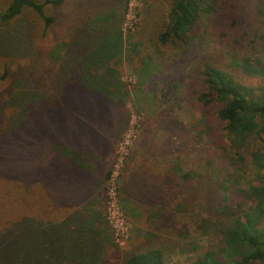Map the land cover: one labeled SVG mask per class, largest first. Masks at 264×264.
<instances>
[{"label":"trees","instance_id":"16d2710c","mask_svg":"<svg viewBox=\"0 0 264 264\" xmlns=\"http://www.w3.org/2000/svg\"><path fill=\"white\" fill-rule=\"evenodd\" d=\"M127 5L0 0V264H264V0H157L158 47L184 53L210 32L227 47L194 62L188 88L221 160L159 161L122 184L148 230L121 248L99 200L127 120L126 64L143 60ZM186 190L207 214L205 247L177 219Z\"/></svg>","mask_w":264,"mask_h":264},{"label":"rangeland","instance_id":"374dc122","mask_svg":"<svg viewBox=\"0 0 264 264\" xmlns=\"http://www.w3.org/2000/svg\"><path fill=\"white\" fill-rule=\"evenodd\" d=\"M134 3L137 9L130 13L127 5L122 30L125 38L132 36V43L139 45L143 64H126L122 79L131 91V99L126 105L127 120L119 126L113 148L101 167L103 177L112 165L115 181H106L102 190L104 202L101 197L99 200L113 239L121 248L128 245L135 233L148 230L144 226L146 214L141 209L140 213L134 206L124 204V211L119 197L122 184L159 161L178 162L183 168L203 170L208 160L215 164L221 160L220 154L200 134L201 116L188 101V88L189 75L197 59L209 52L227 51V47L220 44L211 32L200 37L184 53L158 47L151 35L155 30L157 0H134ZM260 54L264 60V48ZM114 183L118 193L114 200L119 212L118 221L128 229L127 238L120 241L116 240L115 232L107 221L112 202L108 193L110 188H114ZM177 201L183 208L177 213L178 221L186 225L195 244L205 247L206 239L195 229L199 219L207 214L199 202L198 205L192 204L188 190Z\"/></svg>","mask_w":264,"mask_h":264},{"label":"built area","instance_id":"2783aa9c","mask_svg":"<svg viewBox=\"0 0 264 264\" xmlns=\"http://www.w3.org/2000/svg\"><path fill=\"white\" fill-rule=\"evenodd\" d=\"M129 7H128V12L130 13L132 10L137 9V4L134 3V0H129L128 3ZM128 18V16H127ZM115 172L112 173L111 178L109 179V181H115ZM114 188H110L109 190V196L110 199L112 200L111 202V207L109 208V213H108V217H107V221L109 223V225L113 228L114 232H115V236H116V240L120 241L123 238H127L128 236V229L126 230L125 228H123V226L119 223V212L117 207H115L116 201H114L117 197V191H116V187H115V183L113 184ZM126 227V226H125ZM119 243V242H118Z\"/></svg>","mask_w":264,"mask_h":264}]
</instances>
